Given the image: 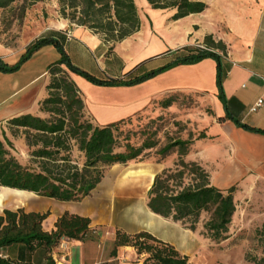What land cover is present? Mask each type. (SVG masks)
<instances>
[{"label": "crops", "instance_id": "obj_1", "mask_svg": "<svg viewBox=\"0 0 264 264\" xmlns=\"http://www.w3.org/2000/svg\"><path fill=\"white\" fill-rule=\"evenodd\" d=\"M136 1L145 9L144 21L140 18V30L119 43H105L89 29L66 23L64 27L49 29L43 36L59 32L65 37L63 47L73 65L98 79L122 81L160 68L186 53L185 49L202 47L204 39L211 37L224 45L220 67L224 73L225 106L218 99L217 65L211 58L175 66L129 87L95 86L70 73L92 124L104 127L147 112L164 95L200 94L210 110L200 124V133L205 137L192 140L185 161L199 164L207 172L210 185L224 194L233 188L235 202L264 187V134L249 132L234 122L264 132V104L251 111L258 99L264 101V0H192L204 3L206 8L169 25L166 23L174 11L152 10L145 0ZM156 19H160V26ZM28 46L16 48L0 40V61L9 66L16 64ZM58 59L53 46H44L17 71L0 72L1 140L4 136L15 147L7 129L11 119L24 115L45 118L40 104L47 96V69ZM18 142L24 145L21 140ZM153 168L132 170L154 178L161 169ZM152 178L145 185L144 177L139 175L117 180L109 174L79 202H60L26 193L11 211L28 207L29 212L47 214L42 222V230L47 233L55 230L54 224L63 214L76 215L90 220L88 232L81 241L63 237L50 251L43 246L31 252L15 246L0 249V254L11 258L14 264H51L48 258L53 264L59 258H64L65 264H142L144 255H138L133 247H115L117 231L126 235L148 233L178 250L184 229L179 235L178 224L147 207ZM111 195L115 198L108 204L106 199ZM62 242L64 248L60 246Z\"/></svg>", "mask_w": 264, "mask_h": 264}, {"label": "trees", "instance_id": "obj_2", "mask_svg": "<svg viewBox=\"0 0 264 264\" xmlns=\"http://www.w3.org/2000/svg\"><path fill=\"white\" fill-rule=\"evenodd\" d=\"M15 0H0V9ZM40 1V0H36ZM152 10H172L173 21L190 14L202 12L206 6L192 0H145ZM62 15L76 19V24L85 27L101 37L103 42L115 44L137 33L141 27L138 9L134 0H58ZM65 37L59 32L52 36H42L34 40L20 56L18 62L9 66L0 61V72L17 71L36 51L44 46H53L59 54L57 62L47 69V96L40 104L45 118L24 115L8 121L9 126L35 133L41 142L34 156L39 162V171H30L21 166L5 146L13 148L12 143L3 136L0 139V188L29 192L36 196L54 199L60 202H79L89 196L103 178V170L114 165H125L137 160L145 150L156 146L154 142L143 141L139 147L127 141L123 151L117 152L119 126L122 120L104 127L94 126L87 120L84 103L79 89L70 79L75 74L87 82L101 87L134 86L143 83L178 65L195 64L205 58L216 62V87L218 99L225 106L223 91L224 73L220 67L225 55L224 45L206 37L203 48L185 49L186 53L154 70L127 80L98 79L72 64L64 50ZM172 99L161 102L162 108H168ZM239 127L253 133L264 134L239 121ZM200 133L197 138H204ZM36 142V146L38 145ZM67 141H74L78 151L84 156L81 168L71 165L67 159L58 163L55 158ZM192 144L191 139L172 140L157 151L160 156L167 155L177 148L178 160L172 168H163L157 173L148 190V209L163 218L186 225L191 231L196 229L200 215L209 214L203 228L205 235L213 241H222L228 232V226L235 212V203L230 189L226 194L217 190L209 182L207 172L195 162H187L184 156ZM53 148V149H51ZM47 214L26 213L23 209L3 210L0 215V249L22 246L30 252L43 246L50 251L61 238L83 240L89 229L87 218L63 214L54 224L55 230L47 233L42 230V222ZM264 238V224L259 231ZM133 247L138 255H144L142 264H187L188 259L181 256L172 246L158 241L148 233L126 235L115 233V247ZM21 254V252L19 253ZM51 264V258H48ZM0 264H14L9 257L0 254ZM257 264H264L263 257Z\"/></svg>", "mask_w": 264, "mask_h": 264}, {"label": "rangeland", "instance_id": "obj_3", "mask_svg": "<svg viewBox=\"0 0 264 264\" xmlns=\"http://www.w3.org/2000/svg\"><path fill=\"white\" fill-rule=\"evenodd\" d=\"M134 1L139 17L144 21L145 9L136 0ZM60 9L58 0H15L0 9V40L8 46L20 48L28 46L49 29L64 27L65 23L72 27L78 26L76 19H72L68 15L69 11L64 16ZM156 21L160 26V19H156ZM172 21L169 18L166 24L169 25ZM167 98L173 100L170 105L171 110L161 107V102ZM204 114H210V110L204 106L203 96L197 93H174L155 100L154 105L147 112L126 119L125 123L119 126L116 133L118 138L116 151H123L126 141L135 147H139L145 140L154 142L156 146L145 150L135 161L125 165L106 167L103 170L102 180L106 181L109 174L117 179L118 174L124 172L131 173V177L148 176V179L145 178L144 181V184L147 185L149 177L152 175L139 174L132 168L144 169L145 166H149L154 167L153 169L156 171L172 168L178 160L177 148H173L164 156L158 155L157 151L172 140H193L200 134L202 129L200 124ZM87 120H90V117L87 116ZM7 129L15 141V147L5 146L10 156L26 169L34 172L39 171L40 160H36L34 152L40 148L41 142L36 139V134L25 132L14 126H7ZM18 140H21L24 145L22 146ZM37 141L38 145L36 146ZM55 158L58 163H62L61 159H67L71 165L78 168H81L84 163V156L78 151L74 141H67L66 146L61 148ZM4 189L0 188V195L5 194ZM5 196L8 197L9 193ZM114 198V195L108 196L106 202L113 203ZM17 201L2 200L0 197V210H15L19 205L16 204ZM146 201H148V197ZM234 203L235 212L225 239L222 241H213L205 235L203 226L209 217L206 212L200 215L199 223L194 231L189 230L186 225L175 222L179 225V235L180 229L183 228L185 236L183 241L179 242L178 250L173 248L181 256L187 257V264H257V261L263 257L264 238L259 234V231L264 224V187L258 188L254 192L250 191L249 194L239 197ZM20 209L29 212L28 207H20Z\"/></svg>", "mask_w": 264, "mask_h": 264}, {"label": "bare ground", "instance_id": "obj_4", "mask_svg": "<svg viewBox=\"0 0 264 264\" xmlns=\"http://www.w3.org/2000/svg\"><path fill=\"white\" fill-rule=\"evenodd\" d=\"M130 175H132L131 173H119L117 176V179H127L128 177H131ZM144 177V181L146 179H148V176H143ZM146 178V179H145ZM152 176L149 177V181L151 180ZM153 179V178H152ZM4 189V188H3ZM5 190V194L9 193V196H5V194H1L0 197L2 198V200L6 199L8 201H10L12 199V201H17V199L24 197L26 195L27 192H23V191H16V190H9V189H4ZM8 191V192H6ZM11 197V198H10Z\"/></svg>", "mask_w": 264, "mask_h": 264}, {"label": "built area", "instance_id": "obj_5", "mask_svg": "<svg viewBox=\"0 0 264 264\" xmlns=\"http://www.w3.org/2000/svg\"><path fill=\"white\" fill-rule=\"evenodd\" d=\"M68 38H70L69 35H68ZM200 48H203V46L200 47ZM263 104H264L263 99H258V100L252 105V107H251V111H252V112L257 111L260 107L263 106ZM60 246H61L62 248H64V247H65V242H62V243L60 244ZM57 264H65V262H64V258H59V262H57Z\"/></svg>", "mask_w": 264, "mask_h": 264}]
</instances>
